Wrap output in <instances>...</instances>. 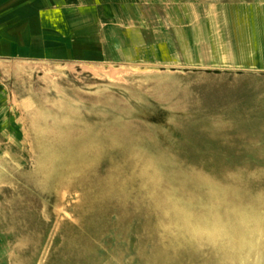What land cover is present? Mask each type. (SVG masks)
I'll return each mask as SVG.
<instances>
[{"label": "rangeland", "instance_id": "1", "mask_svg": "<svg viewBox=\"0 0 264 264\" xmlns=\"http://www.w3.org/2000/svg\"><path fill=\"white\" fill-rule=\"evenodd\" d=\"M149 1L167 21L244 12L258 36L218 65L181 45L175 63L21 78L0 123V264H264V0Z\"/></svg>", "mask_w": 264, "mask_h": 264}, {"label": "crops", "instance_id": "2", "mask_svg": "<svg viewBox=\"0 0 264 264\" xmlns=\"http://www.w3.org/2000/svg\"><path fill=\"white\" fill-rule=\"evenodd\" d=\"M149 3L0 0V123L10 116L16 85L34 70L113 69L140 63L149 52L170 53L175 63L181 45L187 51L190 46L197 49L204 65H218L234 59L229 54L247 51L249 39L258 36L257 21L244 12L231 17L223 6L211 5L203 22H195L194 10L178 12L167 21L162 13L149 16Z\"/></svg>", "mask_w": 264, "mask_h": 264}, {"label": "bare ground", "instance_id": "3", "mask_svg": "<svg viewBox=\"0 0 264 264\" xmlns=\"http://www.w3.org/2000/svg\"><path fill=\"white\" fill-rule=\"evenodd\" d=\"M57 143H58V142H57ZM80 151H81V150H80ZM52 158H53V156H52ZM52 158H51V159H52ZM49 163H50V162H49ZM49 173H50V172H49ZM186 216H187V215H186ZM187 219H188V218H187ZM200 230H201V229H200ZM211 240H212V239H211ZM259 248H260V247H259ZM246 249H247V248H246Z\"/></svg>", "mask_w": 264, "mask_h": 264}]
</instances>
